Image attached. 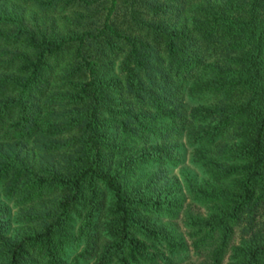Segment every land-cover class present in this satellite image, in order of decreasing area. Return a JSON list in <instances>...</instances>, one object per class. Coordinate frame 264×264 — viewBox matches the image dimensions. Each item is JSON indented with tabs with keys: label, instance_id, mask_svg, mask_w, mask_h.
<instances>
[{
	"label": "trees",
	"instance_id": "obj_1",
	"mask_svg": "<svg viewBox=\"0 0 264 264\" xmlns=\"http://www.w3.org/2000/svg\"><path fill=\"white\" fill-rule=\"evenodd\" d=\"M185 195L264 264V0H0V264H177Z\"/></svg>",
	"mask_w": 264,
	"mask_h": 264
},
{
	"label": "rangeland",
	"instance_id": "obj_2",
	"mask_svg": "<svg viewBox=\"0 0 264 264\" xmlns=\"http://www.w3.org/2000/svg\"><path fill=\"white\" fill-rule=\"evenodd\" d=\"M187 172L195 179L200 180L203 177V174L200 170H198L195 166H193L188 159V156L184 158L183 162L176 168L172 169V174L178 177L179 172ZM186 196V195H185ZM13 212V208H10ZM205 213L204 207L201 206L199 203L194 202L189 197H185L184 203L181 209V212L177 215L175 219H173L172 223L176 226V229L185 239L187 244L186 252L182 256V259L177 264H202L205 262V257L202 255L203 253L199 254L197 251L195 252L190 244V228L187 227L186 222L188 217L194 216H203ZM238 241V231L237 228L234 229V235L231 240V244H235ZM74 253V248H71L69 251V255Z\"/></svg>",
	"mask_w": 264,
	"mask_h": 264
}]
</instances>
